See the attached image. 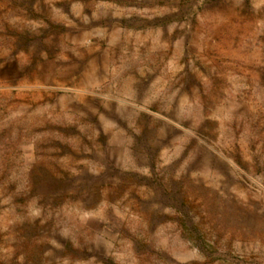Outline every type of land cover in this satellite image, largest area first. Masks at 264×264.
Instances as JSON below:
<instances>
[{"label":"rangeland","instance_id":"374dc122","mask_svg":"<svg viewBox=\"0 0 264 264\" xmlns=\"http://www.w3.org/2000/svg\"><path fill=\"white\" fill-rule=\"evenodd\" d=\"M0 264H264V0H0Z\"/></svg>","mask_w":264,"mask_h":264}]
</instances>
